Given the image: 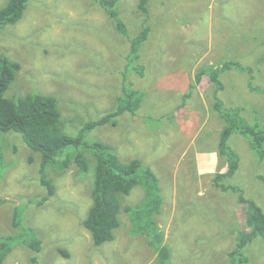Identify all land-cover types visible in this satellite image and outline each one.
Listing matches in <instances>:
<instances>
[{"label": "rangeland", "instance_id": "374dc122", "mask_svg": "<svg viewBox=\"0 0 264 264\" xmlns=\"http://www.w3.org/2000/svg\"><path fill=\"white\" fill-rule=\"evenodd\" d=\"M139 4L118 0L128 35L94 0H27L18 23L0 26V59L21 65L6 96H55L68 134L116 109L126 90L138 91L137 114L126 112L86 139L113 145L123 161L143 160L158 179L150 182L158 201L136 186L123 199L115 240L96 246L84 225L93 203V154L87 152L86 174L75 161L49 168L57 191L40 206L47 194L41 154L20 133L0 132V237L12 236L4 264H264V236L250 232L241 202L243 196L264 211V142L253 148L231 132L238 170L218 181L228 157L207 158L219 152L226 113L264 133V0H151L148 15ZM145 24L150 35L134 58L131 39ZM224 63L217 92L210 70ZM140 214V223L152 222L146 229L134 221ZM34 239L40 249L26 245ZM158 244L169 247L168 258L159 257Z\"/></svg>", "mask_w": 264, "mask_h": 264}, {"label": "trees", "instance_id": "16d2710c", "mask_svg": "<svg viewBox=\"0 0 264 264\" xmlns=\"http://www.w3.org/2000/svg\"><path fill=\"white\" fill-rule=\"evenodd\" d=\"M103 10L114 19L117 28L125 35H128V26L123 21L119 9L118 0H94ZM151 0H140V10L148 15ZM27 8V0H9L5 7H0V26L5 24H16L24 16ZM146 17V21H147ZM151 28L145 24L140 33L131 39L132 57L138 58L140 47L150 35ZM229 65L224 63L218 68H211V80L217 92L223 89L218 69H225ZM21 69L20 63L11 61L7 57L0 59V132H18L23 136L24 141L29 147L41 154L40 176L41 183L47 189V194L38 201V205H43L56 194V185L49 176V168L60 166L68 168L73 161L83 173L92 170V163L87 154L91 152L95 157L93 167L94 181L91 190L93 203L87 217L84 220L85 227L92 233L96 246H101L107 242L115 240V231L121 226L120 214L123 209V199L132 190L143 185L148 190V196L158 201L154 195V184L156 185L157 176L150 166L144 164L141 159L123 161L116 152V147L102 141H89L86 134L107 123L118 124V117L126 112L137 114L141 105L140 93L135 90H126L125 94L119 97V104L116 109L111 110L101 118L87 122L80 130L78 135L68 134L64 130L62 111L59 101L55 96L45 93H31L19 99H12L6 96L10 85L17 77V71ZM202 72L197 74V82L200 83L203 77ZM219 106V104H216ZM223 114V112H222ZM228 114V116H227ZM237 114V113H236ZM228 126L223 130L220 141V156H227L228 170L225 173H217L216 179L224 176H232L238 170L239 162L237 155L231 153L228 148V140L231 132L238 131L249 139L253 148H258L264 142V133L258 123L255 125L247 122L242 116L241 121L238 116L233 119L229 113L225 114ZM154 182V184L150 182ZM227 189V187H224ZM148 202V201H146ZM145 202V203H146ZM241 202L247 206L246 225L251 233L262 234L264 236V211L254 201L242 196ZM149 203V202H148ZM130 212V207L127 208ZM139 209L137 210V212ZM153 211H150L151 215ZM144 218L147 217L143 214ZM153 216V215H152ZM14 226L21 224V214L15 211ZM135 217L137 226L147 228L152 222L149 220L140 223ZM35 233V228L30 229ZM249 232V233H250ZM11 237H0V264H4L9 252L12 250ZM247 241L242 239L239 242L241 248ZM34 249H40V241L26 243ZM157 251L159 257L168 258L170 249L167 245L158 244ZM64 252V251H63ZM237 249L233 251L235 254ZM65 254H68L64 252Z\"/></svg>", "mask_w": 264, "mask_h": 264}, {"label": "crops", "instance_id": "0c3cea01", "mask_svg": "<svg viewBox=\"0 0 264 264\" xmlns=\"http://www.w3.org/2000/svg\"><path fill=\"white\" fill-rule=\"evenodd\" d=\"M256 17H254L253 19H255ZM253 25L254 24V22L252 21V23L250 22V25ZM197 77V76H196ZM205 78H207V77H205ZM196 80H197V78H196ZM202 80H203V78H202ZM202 80H201V82H202ZM200 82V83H201ZM211 82H212V80H211ZM200 83H198V84H200ZM213 84V83H212ZM208 155H210V157L209 156H207V158L211 161V162H214L215 161V159L216 160H218V158H219V156H220V154H219V152H218V150H215V151H211L210 153H207ZM204 158H205V155H204ZM206 159V158H205ZM212 165V164H211ZM210 165V166H211ZM212 169V168H211Z\"/></svg>", "mask_w": 264, "mask_h": 264}]
</instances>
